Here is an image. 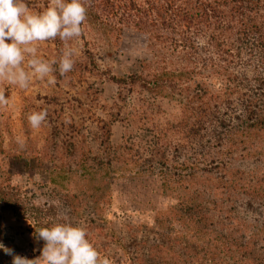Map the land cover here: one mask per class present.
Returning a JSON list of instances; mask_svg holds the SVG:
<instances>
[{
    "label": "trees",
    "instance_id": "obj_1",
    "mask_svg": "<svg viewBox=\"0 0 264 264\" xmlns=\"http://www.w3.org/2000/svg\"><path fill=\"white\" fill-rule=\"evenodd\" d=\"M157 2L160 12L173 14L163 23L178 28L174 40L183 57L189 53L183 48L191 40L188 27L206 32L204 46L190 45L195 66L201 58L198 50L203 51V70L194 66L188 71L176 60L178 68L164 67L152 76L114 78L120 84H140L155 95L131 112L142 136H125L107 161L100 162L99 170L107 169L115 187L111 203L130 209L127 200L137 202L134 211H155L166 229L182 224L187 233L180 232L181 238L163 234L169 242H187L178 264H264V248L259 246L264 223L240 213L242 207L264 212V166L247 169L234 164L237 159L264 162V0ZM144 11H150L149 5ZM158 97L173 100L176 110L169 115L158 105L154 110L150 105ZM78 166L82 173L69 171L86 180L94 176L95 168L85 155ZM98 174L100 180L82 186L97 187L98 207L106 219L102 172ZM157 191L166 202L159 201ZM20 198L4 192L0 201L19 220L30 219L36 229L44 227L34 205ZM1 222L0 216V233Z\"/></svg>",
    "mask_w": 264,
    "mask_h": 264
},
{
    "label": "rangeland",
    "instance_id": "obj_2",
    "mask_svg": "<svg viewBox=\"0 0 264 264\" xmlns=\"http://www.w3.org/2000/svg\"><path fill=\"white\" fill-rule=\"evenodd\" d=\"M48 2L27 0L29 7L36 10L44 8ZM83 2L86 19L79 37L67 42L58 37L38 42L39 54L48 60L59 61L66 47L73 48L71 71L61 75L57 63L51 74L54 84H49L47 78H33L27 88L0 79V90L9 100L7 105H0V196L8 192L20 196L23 203L34 205V210L44 219V227L57 216L84 227L100 256L109 258L111 264H178L182 246L187 242H169L163 234L181 238L180 232L187 233L184 226L172 223L169 232L167 225L159 222L155 211H134L137 202L127 200L130 209L115 208L111 203L115 188L112 179L107 169L99 168L101 160L107 161L122 145L125 136H142L131 112L141 100H153L155 95L140 84H120L114 78L131 74L152 76L164 67L178 68L180 64L176 60L190 71L195 66L191 60L196 57L190 45L195 42L199 48L204 46L206 32L188 27L191 40L183 48L189 53L193 51L194 56L188 53L183 57V51H178L182 47L174 40L179 37L178 28L163 23L169 22L173 14L160 12L157 0ZM146 5H149V12L144 11ZM152 18H157L154 24ZM198 52L203 59V51ZM201 58L196 59L195 67L203 70ZM155 105L168 115L176 110L170 98L158 97L150 105L157 110ZM41 109L47 110V118L39 128H33L28 115ZM103 126L110 129L108 135ZM18 137L23 143H18ZM83 155L88 158L91 169L95 168L89 180L69 171L73 168L77 174L83 172L78 166ZM234 164L247 169L264 166V162L240 159ZM98 172H102L100 192L105 194L102 207L106 219L98 207L100 194L94 190L97 187L86 190L83 188L87 187L82 186L85 181L100 180ZM124 185L129 186L126 182ZM140 190L138 193L143 192ZM67 192L71 196H66ZM116 193L120 195L119 191ZM157 194H160L159 201L166 202L161 193L157 191ZM3 206L0 201V241L17 254L38 257L44 241L36 239V227L30 219L19 220L12 210ZM262 210L246 211L242 207L240 213L249 220L254 217L261 224L264 223ZM259 246L264 248V240ZM0 264H12V257L2 249Z\"/></svg>",
    "mask_w": 264,
    "mask_h": 264
},
{
    "label": "clouds",
    "instance_id": "obj_3",
    "mask_svg": "<svg viewBox=\"0 0 264 264\" xmlns=\"http://www.w3.org/2000/svg\"><path fill=\"white\" fill-rule=\"evenodd\" d=\"M85 19L83 0H49L40 10L30 8L27 0H0V79L20 88H27L33 78H47L49 84H54L53 66L58 63L61 75L71 71L75 50L66 47L59 61L48 60L39 54L38 42L57 37L67 42L79 37ZM8 103L0 90V105ZM46 118V109L28 115L33 128H39ZM17 141L23 143L19 137ZM35 231L36 239L44 241L35 258L17 254L0 241V249L12 257V264H111L109 258L100 256L84 227L60 216Z\"/></svg>",
    "mask_w": 264,
    "mask_h": 264
}]
</instances>
